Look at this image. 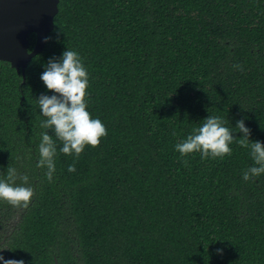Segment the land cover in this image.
I'll list each match as a JSON object with an SVG mask.
<instances>
[{
  "label": "trees",
  "instance_id": "trees-1",
  "mask_svg": "<svg viewBox=\"0 0 264 264\" xmlns=\"http://www.w3.org/2000/svg\"><path fill=\"white\" fill-rule=\"evenodd\" d=\"M48 37L25 82L0 61V179L10 166L34 189L27 207L0 199V227L20 217L18 260L264 264V174L244 181L250 148L233 143L222 159L175 150L208 116L237 139L244 119L264 143V0H60ZM65 49L84 62L87 110L107 136L78 158L57 139L49 182L39 145L55 135L37 99L52 95L40 76Z\"/></svg>",
  "mask_w": 264,
  "mask_h": 264
},
{
  "label": "clouds",
  "instance_id": "clouds-1",
  "mask_svg": "<svg viewBox=\"0 0 264 264\" xmlns=\"http://www.w3.org/2000/svg\"><path fill=\"white\" fill-rule=\"evenodd\" d=\"M59 35L60 33H57V36ZM50 40L51 37H45L44 43L47 44ZM236 67L240 68L239 65ZM40 79L52 93L41 94L37 99L40 113L46 118L41 122V127L51 129L55 139L47 131L41 134L38 167L47 169L45 174L51 182L56 171L57 139L62 141L60 152L78 158L84 152L85 146H99L101 138L107 136V130L102 121L93 119L87 110L89 74L78 52L65 49L59 58H50ZM224 124L225 121L221 117L208 116L193 134L175 145V150L181 157L199 152L203 159H222L232 154L230 145L238 143L241 147L250 148L254 161V165L243 172L244 181L264 174V143L250 139L251 129L246 127L244 119L236 122L235 128L242 133L239 139L234 135L237 132H233ZM68 171H75V163L69 165ZM19 178L23 182L21 185L15 183L16 169L9 166L7 179H0V199L12 205L27 207L34 196V189L29 184L27 175ZM217 254L222 255L223 250L217 249ZM0 264H24V261L6 259L0 255Z\"/></svg>",
  "mask_w": 264,
  "mask_h": 264
},
{
  "label": "water",
  "instance_id": "water-1",
  "mask_svg": "<svg viewBox=\"0 0 264 264\" xmlns=\"http://www.w3.org/2000/svg\"><path fill=\"white\" fill-rule=\"evenodd\" d=\"M59 4L60 0H0V61L22 73L24 82L29 63L44 51V38L55 28ZM32 34L36 44L30 51Z\"/></svg>",
  "mask_w": 264,
  "mask_h": 264
},
{
  "label": "flooded vegetation",
  "instance_id": "flooded-vegetation-1",
  "mask_svg": "<svg viewBox=\"0 0 264 264\" xmlns=\"http://www.w3.org/2000/svg\"><path fill=\"white\" fill-rule=\"evenodd\" d=\"M17 217V218H16ZM11 221H8L7 224L0 227V255L4 256L6 259H16L18 260V255L15 250L11 248V239L15 232V228L18 225L20 217L18 214ZM57 261V260H56ZM55 261V264H56ZM58 262V261H57ZM24 264H27L24 262ZM59 264V263H58Z\"/></svg>",
  "mask_w": 264,
  "mask_h": 264
}]
</instances>
